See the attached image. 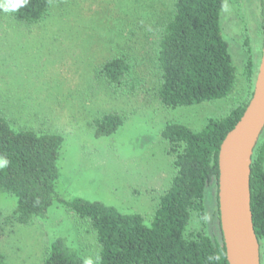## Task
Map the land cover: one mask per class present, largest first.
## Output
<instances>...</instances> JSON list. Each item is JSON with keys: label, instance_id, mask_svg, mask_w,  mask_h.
I'll return each mask as SVG.
<instances>
[{"label": "rangeland", "instance_id": "obj_1", "mask_svg": "<svg viewBox=\"0 0 264 264\" xmlns=\"http://www.w3.org/2000/svg\"><path fill=\"white\" fill-rule=\"evenodd\" d=\"M175 2L55 0L42 22L24 26L12 20L0 0V113L14 129L63 137L56 183L62 199L102 202L138 213L149 224L174 174L173 155L161 137L164 126L173 122L199 131L250 99L254 82L251 87L245 71L250 58L255 77L261 59L262 0H225L220 25L235 67L232 94L187 108L161 106L156 46ZM115 57L131 65L119 89L100 76L104 63ZM110 112L123 118V128L110 138H94V120ZM258 145L264 148V130ZM217 197L213 181L204 194V219L193 214L187 236L203 231L221 243ZM13 211V198L1 196L0 264H40L58 236L95 264L94 234L62 206H54L45 221L25 227L14 223Z\"/></svg>", "mask_w": 264, "mask_h": 264}, {"label": "trees", "instance_id": "obj_2", "mask_svg": "<svg viewBox=\"0 0 264 264\" xmlns=\"http://www.w3.org/2000/svg\"><path fill=\"white\" fill-rule=\"evenodd\" d=\"M54 1L28 0L25 7L8 14L21 25L34 26L47 17ZM8 3L10 0H2L5 6ZM224 4L225 0H176L173 14L159 30L156 46L160 70L156 95L164 108L197 106L232 94L236 73L221 31ZM130 71L126 58L115 57L104 63L100 76L106 85L119 89L125 86ZM245 73L252 87L255 77L250 58ZM249 100L223 117L208 120L199 131L173 122L164 126L161 137L173 155L174 174L149 224L138 213L123 212L102 202L79 197L62 199L56 183L63 137L14 129L1 113L0 158L7 159L8 164L0 167V197L13 198V221L20 227L30 226L35 220L45 221L54 206H62L68 214L85 222L98 248L95 264H228L223 239L221 243L214 242L203 231L187 236L186 229L193 214L204 219L205 191L213 181L218 185L220 145ZM123 126L119 114L106 113L93 122L94 138H110ZM250 170L252 222L261 261L264 148L258 142ZM40 264L88 263L76 246L58 236L51 241Z\"/></svg>", "mask_w": 264, "mask_h": 264}, {"label": "water", "instance_id": "obj_3", "mask_svg": "<svg viewBox=\"0 0 264 264\" xmlns=\"http://www.w3.org/2000/svg\"><path fill=\"white\" fill-rule=\"evenodd\" d=\"M264 19V0H262ZM264 130V39L253 93L218 153L219 223L228 264H261L251 212L253 151Z\"/></svg>", "mask_w": 264, "mask_h": 264}, {"label": "clouds", "instance_id": "obj_4", "mask_svg": "<svg viewBox=\"0 0 264 264\" xmlns=\"http://www.w3.org/2000/svg\"><path fill=\"white\" fill-rule=\"evenodd\" d=\"M28 0H10V3H8L6 6H4L5 11H18L20 8H23L27 5ZM8 161L7 159L0 158V167L7 166ZM88 264H91V261L88 262Z\"/></svg>", "mask_w": 264, "mask_h": 264}]
</instances>
